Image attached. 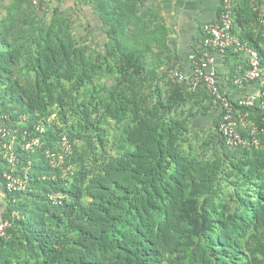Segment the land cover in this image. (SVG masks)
Returning a JSON list of instances; mask_svg holds the SVG:
<instances>
[{"label": "trees", "instance_id": "16d2710c", "mask_svg": "<svg viewBox=\"0 0 264 264\" xmlns=\"http://www.w3.org/2000/svg\"><path fill=\"white\" fill-rule=\"evenodd\" d=\"M19 1L44 10L41 1ZM90 2L107 25L105 50L75 39L58 11L40 15L28 38L12 32L9 16L0 19V122L13 130L16 173L28 181L25 190L7 189L10 163L1 151V215L12 225L0 237V264H264V147L229 149L220 132L221 154L200 157L189 134L213 110L220 126L214 96L173 81L171 65L148 70L140 49L126 46L140 0ZM234 20V34L264 64L260 11L251 6L245 18L235 6ZM18 72L31 78L21 82ZM167 75L174 87L165 96L159 80ZM231 99L264 142V107ZM107 121L125 123L113 148ZM38 124L44 146L25 149V130ZM64 135L74 147L67 177L45 156Z\"/></svg>", "mask_w": 264, "mask_h": 264}, {"label": "built area", "instance_id": "2783aa9c", "mask_svg": "<svg viewBox=\"0 0 264 264\" xmlns=\"http://www.w3.org/2000/svg\"><path fill=\"white\" fill-rule=\"evenodd\" d=\"M34 5H39L40 0H29ZM237 0H221L220 12L217 20L208 22L203 26L202 45L204 51L202 56L195 60L190 72H185L179 65L169 68L168 73L173 81L187 83L190 91L203 88L214 96L216 108H220L222 118L219 130L225 138L229 149L245 146L264 147V142L259 137L260 128L255 121L248 118V115L237 110L236 104L231 97L223 92L220 79L214 65L217 52L243 53L247 56V68L234 78V82L243 85L250 81H258L260 89L252 94L235 99L238 106L254 107L257 103L264 107V64L260 52L248 42L242 41L234 32V8ZM261 20L264 22V12H260ZM10 119V116H3ZM242 130H248L250 135L244 137ZM46 127L42 124L35 126L34 131L25 130L24 148L28 150L40 149L44 146L42 135ZM39 133V134H36ZM13 130L6 120L0 122V152L4 151L5 157L10 163V170L3 172L6 187L9 191L25 190L28 186L27 178L16 173L19 162L17 154L13 151ZM74 147L70 139L64 135L57 148L46 150L45 156L50 164L61 169L64 177L70 175L71 165H65L66 158L73 155ZM24 168V167H23ZM26 169V168H24ZM28 172V170H27ZM50 198L54 203H61L60 196L51 193ZM12 220L0 214V237H6Z\"/></svg>", "mask_w": 264, "mask_h": 264}, {"label": "crops", "instance_id": "0c3cea01", "mask_svg": "<svg viewBox=\"0 0 264 264\" xmlns=\"http://www.w3.org/2000/svg\"><path fill=\"white\" fill-rule=\"evenodd\" d=\"M10 1L0 0V12L5 5H9ZM40 1L44 9L41 14H46V16L51 18L58 11L64 16H72L76 19L75 25L79 30L87 23L89 29L94 32L92 34L96 46L93 43L92 45L96 49L100 48L97 45L96 38L98 33L103 31L107 25L104 24L90 0L88 2L86 0ZM122 1L125 0H120V2ZM251 6L261 13L264 12V0L236 1L237 11L242 13L245 18ZM220 7L221 0H140V7L136 8L135 15L136 17L140 16L141 19L140 22H137L138 25L140 26L141 23L145 29L154 30L152 39L157 37L156 33H161V43L159 45L153 43L152 57L153 59L156 58L155 62H160L164 65L162 70L167 69L169 65L171 67L172 65H179L183 71L190 72L195 60L204 51L202 45L203 26L208 22L217 20ZM1 15L3 14H0V17ZM157 18L160 21L158 25L160 30L157 26H154L156 24L154 20ZM87 20H89V23ZM132 27L131 25L130 28ZM99 50L102 49L100 48ZM163 61L168 63H163ZM214 65L219 75L223 92L234 99L252 94L261 87L258 81H250L243 85H238L232 79L233 70L239 75L248 67L247 56L243 53L217 52ZM216 114L217 112L213 110L208 114L209 117L198 118L196 123L205 124L208 119L215 117ZM1 199L0 191V201ZM0 214H2L1 203Z\"/></svg>", "mask_w": 264, "mask_h": 264}, {"label": "rangeland", "instance_id": "374dc122", "mask_svg": "<svg viewBox=\"0 0 264 264\" xmlns=\"http://www.w3.org/2000/svg\"><path fill=\"white\" fill-rule=\"evenodd\" d=\"M0 14H3L1 15L0 19H5L7 16L10 17L11 23L9 24V27L12 29V32L16 33L15 34L16 36H26V38H28V36L32 34L33 31H35L38 28V25L40 24L39 16L42 15L39 9L31 6L28 1L23 2L19 0H11L8 6L5 5L1 9ZM42 16H44L45 19H50V17L46 16V14ZM66 17L68 18L67 19L68 22L71 23L70 26H71V31H72L74 38L80 40L82 44L90 45L91 48H95L92 45V43L95 45L94 37L92 34L94 32H92L89 29V26L87 25V23H85L82 26V28L79 30L78 27L75 25L76 19H74L72 16H66ZM138 21H141V19L136 20L134 22L133 27L130 29L131 34H130V31H128L123 41L128 48H139L140 49V51L144 54L143 61H145V65L147 66L148 70L157 69L155 66V63L159 65L161 63L155 62L156 58L153 59L152 57L153 47L152 46H153V43H156V45H159L161 43L162 41L161 33L159 34L160 36L152 39L154 30L145 29L144 25H141V23L139 26L137 23ZM87 22L89 23V20H87ZM154 22L156 23L154 26H157V28L159 29L160 28L158 27V25L160 24L159 19L158 18L155 19ZM106 28L104 27L103 31L99 32L96 38L97 45L102 50H105V44L109 39V36L106 32ZM157 38H161V39L157 40ZM26 62L27 61L24 58V60L18 66L21 67ZM29 78H31V75L25 74V72L19 74V79L21 82H25ZM168 79H169L168 77L166 78L164 76L160 78L159 80V84L162 87V90L164 91L165 96H167L168 93H170L174 87V85ZM103 81L106 84H109V85L112 84V78H109V77L104 78ZM190 101L191 102H188V104L184 106L183 108L185 113L191 107V104L193 101L192 100ZM203 105H205V102L203 103ZM207 117H209L208 114L198 117V118L204 119ZM215 118L216 117H212L208 119L205 122V124H199V123H196V121H194V124H193L194 128L192 129L191 134H189V138L191 140V143L193 144L192 148L197 150V154L200 157L201 156L208 157L212 154H221V152L223 151L222 144H221L222 138H221V134H220L219 127H218L219 119L217 120ZM124 124L125 123L116 124V122L114 121H107L103 124L105 128L106 136L108 140H111V142L109 143V148H113L114 146L113 140H117L123 134ZM84 140H86L85 135H83L82 139H77V143H78L77 145L81 147Z\"/></svg>", "mask_w": 264, "mask_h": 264}]
</instances>
